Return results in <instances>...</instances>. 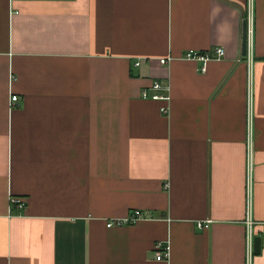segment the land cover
I'll use <instances>...</instances> for the list:
<instances>
[{"label":"crops","instance_id":"0c3cea01","mask_svg":"<svg viewBox=\"0 0 264 264\" xmlns=\"http://www.w3.org/2000/svg\"><path fill=\"white\" fill-rule=\"evenodd\" d=\"M246 217L264 264V0H0V264H245Z\"/></svg>","mask_w":264,"mask_h":264},{"label":"built area","instance_id":"2783aa9c","mask_svg":"<svg viewBox=\"0 0 264 264\" xmlns=\"http://www.w3.org/2000/svg\"><path fill=\"white\" fill-rule=\"evenodd\" d=\"M246 22H247V50L250 49V39H251V33H252V19H251V6L249 4L248 6V13L246 16ZM224 49L222 47H217L213 51L211 50H186L183 53V57L186 59H193L200 63V71L204 72L206 69V63L207 61L211 59H219L222 56H224ZM169 60V58H161L159 61L161 63H166ZM136 64H139V61H136ZM150 88L153 89L155 92L153 94H149L146 89H143L141 91V96L143 98H151L156 100H162L164 102L169 101L170 95H169V86L163 85L158 80H154ZM19 97L17 95L11 96V101L16 103L18 102ZM161 112L166 114L168 113V107L167 105L164 107H161ZM247 132H248V138H247V147H248V163L250 165V151H251V124H250V98H248V126H247ZM12 204L16 205L19 208H23L25 206V201L21 197L13 196L11 197ZM147 218L146 215L140 211L139 209H131L129 210L124 216L122 217H113L109 218L105 222V226H121V225H128L136 223L138 220ZM246 225V232H245V264H250V257L252 254V237H251V230H250V221L247 219L244 221ZM198 226H206V223L204 222H197ZM154 249V259L155 260H163L166 259L168 256V247L166 244H162L160 242H157L153 245Z\"/></svg>","mask_w":264,"mask_h":264},{"label":"water","instance_id":"95a60500","mask_svg":"<svg viewBox=\"0 0 264 264\" xmlns=\"http://www.w3.org/2000/svg\"><path fill=\"white\" fill-rule=\"evenodd\" d=\"M243 35H242V53L246 54L247 49V22L246 20L243 21ZM252 250L253 253H257L259 251V237L254 236L252 237Z\"/></svg>","mask_w":264,"mask_h":264}]
</instances>
